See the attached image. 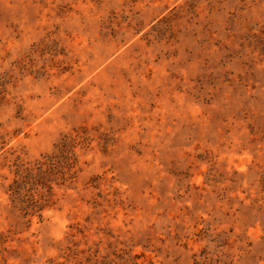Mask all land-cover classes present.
<instances>
[{"label":"rangeland","instance_id":"1","mask_svg":"<svg viewBox=\"0 0 264 264\" xmlns=\"http://www.w3.org/2000/svg\"><path fill=\"white\" fill-rule=\"evenodd\" d=\"M0 264H264V0H0Z\"/></svg>","mask_w":264,"mask_h":264}]
</instances>
